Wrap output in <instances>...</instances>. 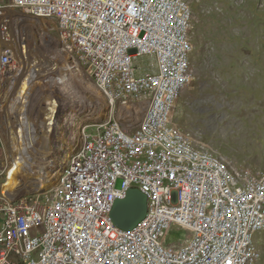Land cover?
<instances>
[{
  "label": "built area",
  "instance_id": "2783aa9c",
  "mask_svg": "<svg viewBox=\"0 0 264 264\" xmlns=\"http://www.w3.org/2000/svg\"><path fill=\"white\" fill-rule=\"evenodd\" d=\"M192 28L187 0H0V264L260 262L264 171L175 121ZM91 79L139 123L81 127ZM133 190L147 211L125 229L112 212Z\"/></svg>",
  "mask_w": 264,
  "mask_h": 264
},
{
  "label": "rangeland",
  "instance_id": "374dc122",
  "mask_svg": "<svg viewBox=\"0 0 264 264\" xmlns=\"http://www.w3.org/2000/svg\"><path fill=\"white\" fill-rule=\"evenodd\" d=\"M187 1L193 10L194 80L177 102L175 121L182 129L202 135L236 165L264 171V0ZM150 61L147 56L137 59L142 73L150 70ZM88 85L90 107L81 127L101 125L117 116L134 126L143 118V111L112 106L92 79ZM80 145L78 136L74 152ZM185 235L174 226L167 243L179 242ZM258 238V264H264V235Z\"/></svg>",
  "mask_w": 264,
  "mask_h": 264
},
{
  "label": "water",
  "instance_id": "95a60500",
  "mask_svg": "<svg viewBox=\"0 0 264 264\" xmlns=\"http://www.w3.org/2000/svg\"><path fill=\"white\" fill-rule=\"evenodd\" d=\"M146 211V196L133 190L128 194L127 198L116 202L112 217L118 226L125 229H132L144 218Z\"/></svg>",
  "mask_w": 264,
  "mask_h": 264
},
{
  "label": "bare ground",
  "instance_id": "6f19581e",
  "mask_svg": "<svg viewBox=\"0 0 264 264\" xmlns=\"http://www.w3.org/2000/svg\"><path fill=\"white\" fill-rule=\"evenodd\" d=\"M13 179L14 178H12V181L10 180L8 182V184H10L13 188H16L18 186V190H20L22 188V184H18V182L16 180H13Z\"/></svg>",
  "mask_w": 264,
  "mask_h": 264
}]
</instances>
